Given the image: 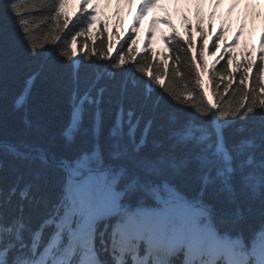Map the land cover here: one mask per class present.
Listing matches in <instances>:
<instances>
[{
    "label": "snow or ice",
    "instance_id": "1",
    "mask_svg": "<svg viewBox=\"0 0 264 264\" xmlns=\"http://www.w3.org/2000/svg\"><path fill=\"white\" fill-rule=\"evenodd\" d=\"M68 3L41 6L47 13L43 22L55 34L40 42L33 36L40 27L35 6L27 0L0 4V43L7 49L15 27L27 46L24 85L14 109L25 108L36 82L46 81L71 109L61 133L66 144L73 143L86 117L94 138L91 147L71 155L57 152L54 136L47 143L23 134L0 141V167L10 158L16 175L13 184L0 187V264H264V223L245 239L236 189L238 178L243 195L259 197L264 217V37L254 86L246 88L253 62L236 65L237 72L243 68L238 78L228 67L235 59L230 52L222 71L216 69L220 58L209 67L206 42L190 55V25L184 41L165 21L173 36L163 38L177 41L175 51L187 61L182 69L179 55L168 66L150 46L138 49L135 25L123 40L113 31L115 39L108 37L106 49L97 51L96 39L107 33L99 3L81 0L75 19L65 10ZM156 6L157 0H143L137 23ZM97 23L102 30L94 33ZM202 23L197 30L203 40ZM242 31L243 25L236 41ZM222 39L217 34V51ZM92 57L111 69L103 86H97L99 72L89 75L88 66L97 62ZM10 70L18 69L6 59L0 71ZM105 93L116 105L107 154L99 143ZM162 101L178 106L183 117L177 108L163 110ZM23 124L34 127L27 111ZM35 127L43 131L39 121ZM125 127L131 152L121 144ZM154 128L160 133L152 140L155 151L140 155ZM42 184L50 186V195L42 194Z\"/></svg>",
    "mask_w": 264,
    "mask_h": 264
},
{
    "label": "trees",
    "instance_id": "2",
    "mask_svg": "<svg viewBox=\"0 0 264 264\" xmlns=\"http://www.w3.org/2000/svg\"><path fill=\"white\" fill-rule=\"evenodd\" d=\"M6 0H0V4L5 3ZM21 3H24L25 0H20ZM81 2V0H80ZM80 2L77 4L75 0H69V3L66 7V12L70 17L75 19L77 13L80 9ZM100 5V15L99 20L106 22L107 24V33L103 38L96 39L95 47L97 51L104 50L107 47V38L111 37L113 31L118 33L121 39H125L129 34L127 33L124 37L121 36L119 31V25L121 22L120 17V2H116L114 5L111 4L110 0H97ZM193 0H179L176 3L174 0V14L180 19V28L178 29L175 25V29L179 32L180 37L184 41H187L189 38L188 26L194 24V30L198 33V36H194L191 31V36L193 39V55L196 54L198 48L203 46L206 42L207 46L203 47L204 59L208 62L209 67H211L213 61L219 59V62L216 64L217 71H222L223 67L226 64L228 53L230 52L232 56L235 57L232 65L228 67L234 72L235 78H238L243 73V68L241 67L240 71H236L237 64H243L247 61L253 62V68L249 71V79L246 82V88L249 86H254V81L252 79L254 73L256 72V65L260 63L261 58V43L255 46L257 40L261 41V38L264 37V28L260 35L257 33L253 34L247 32V22L245 17L240 19H232L228 14L226 16L221 12L220 6L213 4L211 10L204 1L202 4H194ZM28 5L35 6L36 11L34 13V18H36L37 24L40 27L33 33L34 38L37 42L42 41L47 35L49 39L54 35V32L49 30L52 28V25L44 24L45 17L47 13L40 10L41 6L45 3H51V0H27ZM171 3V0H162L160 4V17L163 20L161 27V34L158 35V32L154 30L153 32L147 31L146 37L143 41V47L146 45L157 54V59L164 61L168 66H172L174 61L173 57L176 55L180 56L181 63L180 67L183 69L187 61L184 59V54L177 53L176 48L179 47L176 40L165 41L164 36L172 37V29L168 27L165 21L171 22V15L168 12V4ZM148 13V12H147ZM144 16H147L148 14ZM114 15L115 20L112 21V16ZM206 19V20H205ZM217 19L221 20L220 24H217ZM202 20L203 23L201 27L204 31L203 40L201 39V33L197 30V22ZM172 24V22H171ZM137 26L138 23H135ZM173 25V24H172ZM243 25V31L239 34L238 41L235 40L237 34L240 32V27ZM221 26H223V31L221 32ZM102 30L100 23H97L96 27L93 29V32H98ZM14 40L9 42L7 49L4 45L0 43V67L3 66L5 60L7 59L11 64H15L17 71H9L7 74L0 71V141L5 139H14L19 136L26 135L28 138H38L41 143H47L53 136L55 137V148L59 154L71 155L72 150L77 149L82 146L91 147L94 143V138L92 134V124L91 121L86 117L78 131L74 133V141L71 145H67L61 133L67 127L70 122V111L71 109L66 104L62 93H53L49 89V85L46 81H37L32 89V96L29 99L28 104L25 108L14 109L13 99L17 96L24 85L26 69L24 67L26 62V48L24 44L23 37L19 35L18 29L13 27L11 29ZM217 34L223 37L220 41L221 47L220 50L213 46L216 42ZM139 34H136L137 39V48L139 49ZM115 39V37H111ZM83 41H81L82 43ZM226 42V43H225ZM228 45H231L228 48ZM91 46V42H90ZM114 46L113 54L115 51ZM215 53V55H213ZM54 55V52H52ZM223 54V56H222ZM91 56V53L89 54ZM151 57V52L148 53ZM168 56L167 61L164 60L165 56ZM192 55V53H190ZM222 57V58H221ZM78 59V58H77ZM94 61H97L88 66L89 75L94 76L93 69L96 72H99L102 75L99 86H103L108 82L107 72L111 71L108 64L99 57H92ZM63 66V65H62ZM68 71L71 69L69 67ZM171 75V73H169ZM206 80L208 78V73H205ZM167 83H172L170 79L166 78ZM182 83V81H179ZM235 87V84H234ZM231 98V97H230ZM239 95H236L235 100H239ZM227 106V105H226ZM161 107L163 110L167 111L170 108H177L176 105H170L166 101L161 102ZM103 108L105 109L104 123L100 130L99 134V143L107 154L111 140L109 138V129L112 126V121L114 119V112L116 105L114 101L109 103V95L105 93ZM27 111L29 119L33 121L34 127L31 129H26L23 124V118ZM178 114L183 117V113L179 112ZM40 122L43 128V131H37L35 124ZM143 128V122L140 125V128L136 131V138L139 139L141 135V130ZM128 129L124 128V138L121 141L122 145L128 147L129 152L132 151V145L129 142V139L126 135ZM160 135L159 131L154 128L153 132L150 134L149 139L145 147L141 150L140 155H151L155 150L153 148L152 140L155 137ZM231 136V133H229ZM0 159H4L3 156H0ZM16 175L12 171V163L10 158L5 160L4 166L0 167V187H8L9 185L15 182ZM237 195L243 204L244 207V220L241 222V227L243 229L244 237L246 240L252 238L253 233L257 232L260 228V225L264 223V217L260 215V201L259 197L255 200L248 199L245 195L241 193L239 180L237 178L236 183ZM42 194H51L50 186L42 184ZM251 207L254 209L253 212L249 213L247 209Z\"/></svg>",
    "mask_w": 264,
    "mask_h": 264
},
{
    "label": "rangeland",
    "instance_id": "3",
    "mask_svg": "<svg viewBox=\"0 0 264 264\" xmlns=\"http://www.w3.org/2000/svg\"><path fill=\"white\" fill-rule=\"evenodd\" d=\"M250 1V0H249ZM141 5V0H122V19H123V25L127 27V22L132 19L133 15L135 14V11L137 7ZM245 11L249 14V20H251V23H258L260 20H262V17L264 16V2L261 5H254L247 4L245 7ZM146 25H142L140 30L142 32V35H144Z\"/></svg>",
    "mask_w": 264,
    "mask_h": 264
}]
</instances>
